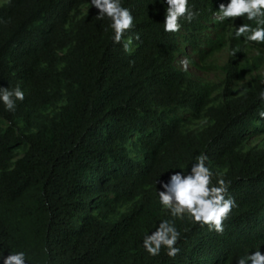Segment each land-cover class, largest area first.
<instances>
[{
  "label": "trees",
  "instance_id": "trees-1",
  "mask_svg": "<svg viewBox=\"0 0 264 264\" xmlns=\"http://www.w3.org/2000/svg\"><path fill=\"white\" fill-rule=\"evenodd\" d=\"M229 2L190 0L198 15L168 33L166 0H122L135 26L121 44L91 0L0 5V86L19 85L25 94L14 112L0 102V257L23 251L29 264H236L264 252V143L246 144L264 140V74L236 90L264 64V44L235 38L237 27L255 28V21L216 18ZM182 44L204 70L218 68L207 59L227 49L223 81L177 68ZM247 46L257 50L250 61ZM194 120L203 122L189 128ZM201 153L230 182L237 206L223 234L176 219L180 253L152 257L144 237L173 219L158 192Z\"/></svg>",
  "mask_w": 264,
  "mask_h": 264
},
{
  "label": "clouds",
  "instance_id": "clouds-1",
  "mask_svg": "<svg viewBox=\"0 0 264 264\" xmlns=\"http://www.w3.org/2000/svg\"><path fill=\"white\" fill-rule=\"evenodd\" d=\"M167 10L164 31L178 33L182 27L181 20L191 23L198 13L190 8V0H166ZM91 5L99 10L96 19L107 18L114 35L115 44H121L126 32L131 31L134 24V16L129 8L124 7L122 0H91ZM246 17L249 21H255L257 26L253 28L249 24H243L236 28L235 38L244 37L245 41L264 44V0H230L227 5L221 4L216 18L220 21L236 20ZM139 39V36L136 37ZM132 41L129 39L123 43L125 52H129ZM236 50H233L235 55ZM182 70H188V60L180 61ZM259 98L264 100V91L259 93ZM25 99L24 91L19 85L13 89L0 86V102L5 110L14 112L17 101ZM264 118V110L259 112ZM196 162L187 173L174 172L169 181L162 184L163 190H159V203L167 210L172 220H162L158 227L143 239V247L146 252L156 257L162 249L170 258H175L181 251L177 246L181 239V233L175 226V220H183L185 217L201 227L207 226L210 231L218 234L224 232V221L231 215L236 207V201L228 193L230 182H226L218 174H214L207 166L208 156L201 153L195 158ZM216 182L213 183V176ZM3 264H29L23 251L2 256ZM236 264H264V252L256 250L251 254L242 256L236 260Z\"/></svg>",
  "mask_w": 264,
  "mask_h": 264
},
{
  "label": "rangeland",
  "instance_id": "rangeland-1",
  "mask_svg": "<svg viewBox=\"0 0 264 264\" xmlns=\"http://www.w3.org/2000/svg\"><path fill=\"white\" fill-rule=\"evenodd\" d=\"M7 1L8 0H0V5H2L3 3L7 2ZM89 6L83 7L82 11L85 13ZM181 48H182V52L180 54H178L176 57L175 66L177 68L182 69V65H181L180 61L182 59H187L189 62L187 72H189L190 75L194 79L199 80V81H204V82L216 83V84L223 81V79L225 78V75L219 69V67L223 66L229 59V52L227 49H223V50H220L218 52H214L207 59L208 64H212L218 68H215V69L211 68V69L204 70V69L196 68L191 64V60H194L197 62V58L195 56H193L192 54H190V52L187 49V46L185 44H182ZM256 54H257V50L253 47L247 46L244 50V56H245L244 58H246L249 61ZM189 57L191 59H189ZM261 74H264V64L257 71L250 72L248 75L245 76V78L243 80L239 81L238 86H236V90L238 91L241 88V85L244 81L250 80L251 78L258 76V75H261ZM202 122H203V120H194L192 122V124L189 125V128H192V129L198 128L201 126ZM263 143H264V140H263L262 136H254V137L249 138L246 141L248 148L258 146V145H262ZM125 211H126V207H122L120 209V213L125 212Z\"/></svg>",
  "mask_w": 264,
  "mask_h": 264
}]
</instances>
